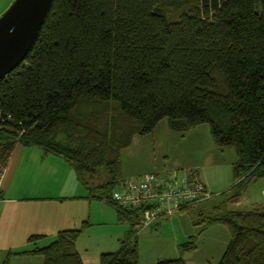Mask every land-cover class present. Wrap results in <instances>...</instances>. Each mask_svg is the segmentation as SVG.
<instances>
[{"label": "trees", "instance_id": "trees-1", "mask_svg": "<svg viewBox=\"0 0 264 264\" xmlns=\"http://www.w3.org/2000/svg\"><path fill=\"white\" fill-rule=\"evenodd\" d=\"M163 120L177 132L208 126L217 148L235 151L231 202L264 178V0H52L24 61L0 80V165L16 145L63 158L131 236L140 211L110 199L121 152ZM101 170L107 180L96 185ZM208 222L230 234L218 264H264V207ZM87 225L19 255L83 264L76 241ZM130 236L99 264H139Z\"/></svg>", "mask_w": 264, "mask_h": 264}, {"label": "rangeland", "instance_id": "rangeland-1", "mask_svg": "<svg viewBox=\"0 0 264 264\" xmlns=\"http://www.w3.org/2000/svg\"><path fill=\"white\" fill-rule=\"evenodd\" d=\"M13 2L14 0H0V17ZM28 150H32L34 155L24 164L20 177H37L40 184H43L42 180L55 182V185L56 182L60 185L64 181L77 184L70 166L65 163L64 167L46 164L41 159L39 149ZM28 150L25 152H29ZM35 154H39V157ZM235 161L236 153L232 148L221 150L214 145L208 126L177 132L170 130L167 121L163 120L152 133L135 136L130 147L121 152V183L130 178H142L151 174L176 173L181 176L196 172L201 182L207 185L211 197L192 209L162 217L145 229L137 227L131 236L128 235L130 224L120 222L111 205L96 200L92 206L91 220H86L88 225L83 229L82 237L80 235L81 238H78V251L84 263L99 264L102 253L118 251L124 242L129 241L130 236V246H137L139 264H156L158 261L179 257H182L185 264H218L228 245L230 234L225 225L211 224L208 218L223 209L250 211L256 207H264V178L247 183L244 196L242 195L237 206L230 201L234 194L232 187L235 183ZM94 180L96 185L106 181L107 173L99 171ZM96 190V194L106 192L104 187ZM86 193L88 195L87 191ZM25 227L23 220H14L13 217L5 223L0 232V264H43L40 256L15 254L32 247L28 242L29 236L24 232ZM119 233H123V236L117 239ZM50 241L45 239L39 245H48ZM188 242H192L195 248L183 253L180 247Z\"/></svg>", "mask_w": 264, "mask_h": 264}, {"label": "crops", "instance_id": "crops-1", "mask_svg": "<svg viewBox=\"0 0 264 264\" xmlns=\"http://www.w3.org/2000/svg\"><path fill=\"white\" fill-rule=\"evenodd\" d=\"M31 148L36 147H22L16 145L13 149L4 167L0 195V232L3 230L5 223L9 222L10 218L13 217L14 220H23L26 223V227L24 228L26 236H41L35 243H30L32 247L25 251L32 250L34 247L41 248L47 246H40L39 243L45 239L52 241L55 235L60 231L79 229L82 227L81 223L83 225V222H86L87 219L91 220L92 206L94 202L98 200L89 197V193L87 195V190L78 181L76 175L77 184L72 182L66 183L64 181L60 185H58L57 182L55 185V182H49L48 180H42L43 184H40L41 182L39 183L37 181L39 179L34 176L20 177L24 164H27L31 156L34 155L32 150H28ZM27 150L29 152H25ZM39 150L42 155L41 159L46 164H56L61 167H64V163L67 164L63 158H58V156L53 155H44L42 150ZM37 155L39 154H35L36 157H39ZM60 158L62 160H60ZM205 186L207 188V185ZM242 195L232 204L237 206L244 196ZM86 232L87 231H85V233ZM122 236L123 233L118 236L117 239ZM79 239L76 242L77 251L79 250ZM19 253L21 252L15 254L18 255ZM79 255L83 264H85L80 253Z\"/></svg>", "mask_w": 264, "mask_h": 264}, {"label": "built area", "instance_id": "built-area-1", "mask_svg": "<svg viewBox=\"0 0 264 264\" xmlns=\"http://www.w3.org/2000/svg\"><path fill=\"white\" fill-rule=\"evenodd\" d=\"M3 173L4 167L0 165V195ZM210 197L196 172L181 176L169 173L130 178L122 182L110 195L111 201L118 206L140 211L141 229L162 217H169L190 206L204 203ZM148 206L150 207L147 208Z\"/></svg>", "mask_w": 264, "mask_h": 264}, {"label": "water", "instance_id": "water-1", "mask_svg": "<svg viewBox=\"0 0 264 264\" xmlns=\"http://www.w3.org/2000/svg\"><path fill=\"white\" fill-rule=\"evenodd\" d=\"M51 1L14 0L1 15L0 80L24 61Z\"/></svg>", "mask_w": 264, "mask_h": 264}]
</instances>
